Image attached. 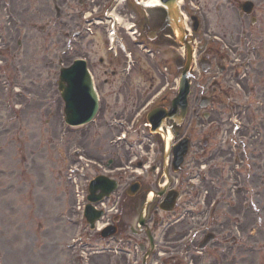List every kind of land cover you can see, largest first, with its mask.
Returning <instances> with one entry per match:
<instances>
[{"label":"rangeland","instance_id":"rangeland-1","mask_svg":"<svg viewBox=\"0 0 264 264\" xmlns=\"http://www.w3.org/2000/svg\"><path fill=\"white\" fill-rule=\"evenodd\" d=\"M1 2V8H0V44L4 42V39L6 40L9 37V34H13L14 38L12 39L13 45H16V42L18 39H22V34L20 33L21 29H24V31L27 30L28 36H25V47L27 49V57L24 59V62H28L31 65H33L34 68L39 69V66H42V63L44 61L43 51L48 50L50 52V56H52V48L51 45L53 43V37H52V27L48 28L47 31L43 34H39L37 30H32L29 27L30 22L35 21L36 23H39L40 25L45 24L46 20L51 16V6H50V0H0ZM48 11L49 14L47 15L45 12ZM32 14H40L39 18L32 17ZM227 20H229V26H220L218 31H221L219 33H228V29L235 27V24H238V19H236L235 15L230 14L229 12H226ZM20 33V35H19ZM23 80H19V84H16L17 86H22ZM7 83L0 79V96H3ZM241 100V99H239ZM259 112V111H258ZM46 118L43 119L42 123L40 122L39 125H44V121ZM219 121V120H218ZM220 122V121H219ZM205 127L202 126L206 132V134H210L214 129L220 128L216 122H209L204 123ZM206 137V135H205ZM215 159V158H213ZM218 160V159H217ZM215 160H212L213 162ZM258 178V177H257ZM114 200V199H113ZM64 202H61L60 205H63ZM140 203L137 202V206L134 207L133 211L130 213V215L133 217V223L137 222L138 216L140 213ZM252 219L254 220V223L257 221L256 217L252 214ZM239 216H237L238 220ZM2 222H9L12 225L14 224H22L23 223V217L19 213H13L11 215H2L1 216ZM175 227V226H174ZM174 227L170 228L167 232L172 231ZM177 229V226H176ZM264 231V228L262 229ZM176 231V230H174ZM258 232H260L259 229H257ZM167 232H165V241L167 239L170 240L169 236L167 237ZM174 233V232H173ZM7 240H3L4 247H8V245L11 243L9 242V237H6ZM260 242H264V234L260 235ZM2 243V244H3ZM25 243V242H22ZM26 244V243H25ZM165 244V251H167L168 247L171 246L168 244V242H164ZM101 256V257H100ZM99 259H102V263L100 261L98 264H113L112 259L109 257L110 255L102 254L100 255ZM105 261V263H104ZM244 264H264V250L261 252L251 255L250 257L247 256V260H245Z\"/></svg>","mask_w":264,"mask_h":264},{"label":"bare ground","instance_id":"bare-ground-1","mask_svg":"<svg viewBox=\"0 0 264 264\" xmlns=\"http://www.w3.org/2000/svg\"><path fill=\"white\" fill-rule=\"evenodd\" d=\"M124 21V20H123Z\"/></svg>","mask_w":264,"mask_h":264}]
</instances>
